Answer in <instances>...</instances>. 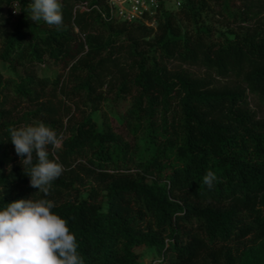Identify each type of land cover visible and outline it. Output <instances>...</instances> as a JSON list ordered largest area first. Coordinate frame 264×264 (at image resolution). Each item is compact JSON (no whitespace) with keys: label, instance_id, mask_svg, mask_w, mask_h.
Instances as JSON below:
<instances>
[{"label":"trees","instance_id":"obj_1","mask_svg":"<svg viewBox=\"0 0 264 264\" xmlns=\"http://www.w3.org/2000/svg\"><path fill=\"white\" fill-rule=\"evenodd\" d=\"M177 1L153 28L106 19V0H60L61 26L31 21L32 0H0V60L15 75L0 73V210L54 201L84 264H141L143 249L153 264H264V118L250 107L264 108V18L253 11L264 0ZM214 7L227 29L208 22ZM46 61L53 78L37 75ZM214 76L237 84L214 87ZM108 96L131 99L125 136L92 116ZM39 122L64 137L49 146L64 171L47 197L10 142V129Z\"/></svg>","mask_w":264,"mask_h":264},{"label":"clouds","instance_id":"obj_2","mask_svg":"<svg viewBox=\"0 0 264 264\" xmlns=\"http://www.w3.org/2000/svg\"><path fill=\"white\" fill-rule=\"evenodd\" d=\"M28 9V18L33 22L63 24L60 0H32ZM63 139L62 133L43 122L10 129V142L21 158L24 173L30 177V186L45 197L64 171L60 163L49 159V146L54 154L62 149ZM216 180L211 170L203 177L209 188ZM55 206L47 198H30L12 202L0 210V264H84L76 235L70 231L67 220L53 213Z\"/></svg>","mask_w":264,"mask_h":264},{"label":"rangeland","instance_id":"obj_3","mask_svg":"<svg viewBox=\"0 0 264 264\" xmlns=\"http://www.w3.org/2000/svg\"><path fill=\"white\" fill-rule=\"evenodd\" d=\"M176 0H169L168 1V8L171 9L172 13L177 14L179 10L175 8L174 3ZM253 11L259 13V17L255 19V21L264 18V7L261 4H258L256 1H254L253 4ZM215 9L211 11L208 14V22L212 27H214L217 31L225 30L227 23L217 14V7H214ZM6 12V11H5ZM140 23H134L133 25H130V27H136ZM185 26H188L190 29V26L188 24H184ZM149 27L156 28L157 22L152 21L148 24ZM170 67L172 68H178L180 65L178 63H171ZM186 70L191 72L195 77H208L207 73L204 69H201L199 67H189L184 66ZM37 75L39 77H50L53 78L56 73L58 72L57 68H55L51 62L46 61L42 66H38L37 69ZM0 73L5 78H14L15 75L13 71L10 69V67L2 62L0 60ZM210 80L213 82V86L217 88H222L226 86H235L237 83L232 79H221L216 78L215 76L213 78H210ZM131 99L130 97H126L125 99H121L119 101H114L110 96H108L105 101H103L100 104L99 110L93 112L92 116L94 120L98 123L99 127L102 129L105 125V123L111 124L117 132L123 133V135H126V125H125V116L126 113L130 107ZM250 107L257 112V115L259 118H264V108L259 104L257 99L251 98L250 99ZM140 140L143 141L142 136L140 137ZM158 260V255L153 249H143L141 251V264H153L155 261Z\"/></svg>","mask_w":264,"mask_h":264},{"label":"built area","instance_id":"obj_4","mask_svg":"<svg viewBox=\"0 0 264 264\" xmlns=\"http://www.w3.org/2000/svg\"><path fill=\"white\" fill-rule=\"evenodd\" d=\"M169 0H106V10L103 16L115 18L126 23L152 22V19L160 12L162 5L168 8ZM175 8L180 7V2L176 0ZM82 10L87 9V3L80 6ZM97 9H99L97 7ZM100 10V9H99ZM16 7L13 14L17 15Z\"/></svg>","mask_w":264,"mask_h":264}]
</instances>
